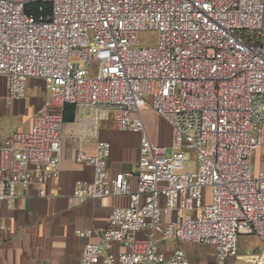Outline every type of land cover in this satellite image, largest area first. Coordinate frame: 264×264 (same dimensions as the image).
I'll use <instances>...</instances> for the list:
<instances>
[{"label": "built area", "instance_id": "obj_1", "mask_svg": "<svg viewBox=\"0 0 264 264\" xmlns=\"http://www.w3.org/2000/svg\"><path fill=\"white\" fill-rule=\"evenodd\" d=\"M143 32L156 46L142 47ZM2 78L10 101L34 79L51 99L0 147V208L30 189L46 197L58 179L65 131L52 108L110 109L119 130L140 134L139 159L129 176L109 172L106 142L77 154L95 177L75 199L130 198L82 264H191L180 243L213 247L217 264H264V163L253 162L264 156V0H0V102ZM147 110L172 127L170 154L150 140ZM242 236L261 251L240 259Z\"/></svg>", "mask_w": 264, "mask_h": 264}, {"label": "crops", "instance_id": "obj_2", "mask_svg": "<svg viewBox=\"0 0 264 264\" xmlns=\"http://www.w3.org/2000/svg\"><path fill=\"white\" fill-rule=\"evenodd\" d=\"M33 81L35 79L30 81L28 90L30 86L37 88V82ZM1 84L0 116L9 111L12 115L28 118L12 127L2 128L0 122V147H3L14 134L29 132L32 129L35 116L49 99L47 100L45 95L36 94L31 101L27 99V92L25 98L10 101L3 78ZM45 86L47 87V84ZM52 110L61 114L63 120L65 115L73 116V121H64L65 138L60 175L47 185L46 197H40L35 189H30L22 192L12 204H4L0 208V264H82L86 244L102 242V232L108 225L113 209L129 205L130 198L126 196L87 200L83 203L75 199L73 193L76 183L92 182L95 177L94 168L78 163L76 158L79 152L96 155L98 143L106 142L111 151L108 160L109 172L130 176L135 173L139 159L140 134L119 130L114 110L104 108L96 111L76 106H66L62 111L58 108ZM29 111H32L31 115H28ZM153 113L168 128L171 145L172 127L155 111ZM99 116H102V119L99 120ZM131 183L133 189H136L135 177L131 178ZM79 232L92 234L81 237ZM255 238L260 244L258 251L254 249L253 254L262 249V242ZM177 245L176 243L173 248ZM214 255L215 262L211 264H217L215 252ZM245 255L241 254L240 259ZM239 261L248 264L244 260Z\"/></svg>", "mask_w": 264, "mask_h": 264}, {"label": "rangeland", "instance_id": "obj_3", "mask_svg": "<svg viewBox=\"0 0 264 264\" xmlns=\"http://www.w3.org/2000/svg\"><path fill=\"white\" fill-rule=\"evenodd\" d=\"M157 44V35L155 32H143L141 33V45L142 47H154ZM37 82V88L35 86H30V90H28V96L27 99L31 100L35 98L36 94L38 95H45V98L48 100L51 99V93L47 89L46 82L43 80L35 79ZM30 84V82H29ZM29 86V85H28ZM38 97V96H37ZM32 111L28 112V115H31ZM143 120L145 122L148 135L150 136V139L153 143L158 144L160 146L166 145L168 147V154L171 153L170 148V133L168 128L166 127L165 123L156 116L153 111L147 110L144 111L142 114ZM26 116H17L12 115L11 112L6 111V113H2L0 116V122L2 125V128H5L7 126L12 127L17 125L19 122L25 121ZM1 128V129H2ZM187 164L189 166H193V163L195 161L194 154L191 152H187L186 154ZM254 168L257 169L258 165L261 163H264V156L262 152H258L254 155ZM210 190H207L206 193L208 194ZM139 239H145L147 238L145 234L138 235ZM260 242L254 237V236H242L240 238V251L239 254H248L252 253L255 249V251H258V246ZM176 245V241L170 240L165 246H163V249H166L168 252H170L173 248V246ZM180 248L183 249L185 252H187L191 262L193 264H211L215 262V255L213 252V248L207 245H200V244H190V243H180ZM171 249V250H170ZM248 253V254H247ZM247 263V262H246ZM226 264H245L242 261H234V260H227Z\"/></svg>", "mask_w": 264, "mask_h": 264}, {"label": "trees", "instance_id": "obj_4", "mask_svg": "<svg viewBox=\"0 0 264 264\" xmlns=\"http://www.w3.org/2000/svg\"><path fill=\"white\" fill-rule=\"evenodd\" d=\"M64 121L65 122H68V121H73V116H70V117H68V116H64Z\"/></svg>", "mask_w": 264, "mask_h": 264}]
</instances>
